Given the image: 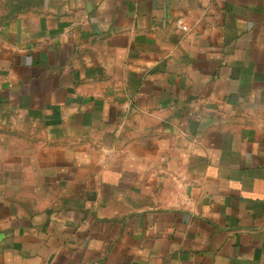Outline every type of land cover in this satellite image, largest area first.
I'll return each mask as SVG.
<instances>
[{
	"label": "crops",
	"instance_id": "0c3cea01",
	"mask_svg": "<svg viewBox=\"0 0 264 264\" xmlns=\"http://www.w3.org/2000/svg\"><path fill=\"white\" fill-rule=\"evenodd\" d=\"M0 264H264V0H0Z\"/></svg>",
	"mask_w": 264,
	"mask_h": 264
},
{
	"label": "built area",
	"instance_id": "2783aa9c",
	"mask_svg": "<svg viewBox=\"0 0 264 264\" xmlns=\"http://www.w3.org/2000/svg\"><path fill=\"white\" fill-rule=\"evenodd\" d=\"M177 25L182 30H185L186 29V27L184 26V24L182 23V21L180 19L177 20Z\"/></svg>",
	"mask_w": 264,
	"mask_h": 264
}]
</instances>
